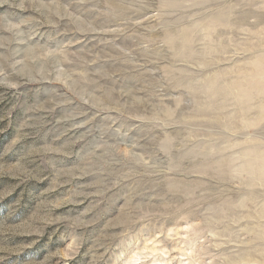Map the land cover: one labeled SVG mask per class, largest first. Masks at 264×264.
Masks as SVG:
<instances>
[{
	"label": "rangeland",
	"instance_id": "1",
	"mask_svg": "<svg viewBox=\"0 0 264 264\" xmlns=\"http://www.w3.org/2000/svg\"><path fill=\"white\" fill-rule=\"evenodd\" d=\"M0 264H264V0H0Z\"/></svg>",
	"mask_w": 264,
	"mask_h": 264
}]
</instances>
